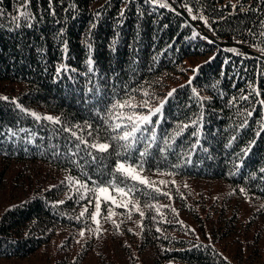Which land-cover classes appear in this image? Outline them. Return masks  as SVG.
<instances>
[{"label":"trees","instance_id":"trees-1","mask_svg":"<svg viewBox=\"0 0 264 264\" xmlns=\"http://www.w3.org/2000/svg\"><path fill=\"white\" fill-rule=\"evenodd\" d=\"M262 33L264 0H0V157L43 172L0 212V260L52 244L53 264H86L89 239L69 249L102 181L134 189L101 199L124 233L104 264H264ZM133 114L151 123L125 159L110 137Z\"/></svg>","mask_w":264,"mask_h":264},{"label":"rangeland","instance_id":"rangeland-1","mask_svg":"<svg viewBox=\"0 0 264 264\" xmlns=\"http://www.w3.org/2000/svg\"><path fill=\"white\" fill-rule=\"evenodd\" d=\"M41 167L42 165L40 163L31 160L0 157V212L6 204L15 203L26 198L29 192L32 191L35 183L43 177ZM54 174V171L49 172L50 177ZM112 196L115 197L114 195ZM101 197L106 198V194H101ZM117 202L118 200L116 198ZM108 209V206L105 208L101 207V213L97 217L98 223L91 218L92 214L95 213V206L90 209V220L93 225H90L89 231H80L77 234V242H74L73 247L69 249L70 255L79 246H83V243L89 239L90 243L86 244L85 252L86 264H94L95 262L104 264L105 253L111 254L112 246L117 248L119 244H122L124 233L120 234L119 227L113 222L119 215L117 216L112 211L113 214L109 218ZM118 223L119 225H124L126 218H123V221ZM81 232L84 233L83 236L80 235ZM126 235H130V233L128 232ZM49 245L27 258L1 259L0 264H53V257H51L53 245Z\"/></svg>","mask_w":264,"mask_h":264},{"label":"snow or ice","instance_id":"snow-or-ice-1","mask_svg":"<svg viewBox=\"0 0 264 264\" xmlns=\"http://www.w3.org/2000/svg\"><path fill=\"white\" fill-rule=\"evenodd\" d=\"M153 2H156V0H153ZM160 6L161 7H168V5L166 3L161 4ZM233 7H235V5H233ZM189 11H191V9H189ZM193 19H196V17L193 16ZM262 35H264V33H262ZM262 51H264V50H262ZM173 91H175V90H173ZM171 95H172V93L170 92L169 96H171ZM2 99H8V98L3 97ZM146 103L147 102H145V104ZM262 103H264V102H262ZM112 107L113 108L119 107V108L123 109L125 107L136 108V107H138V105L132 103L131 99H129V100H124V101H118ZM160 107H162V105ZM160 107L156 108L155 111L159 112ZM33 115H35V114L33 113ZM249 115H251V113H249ZM119 118L121 120H127L128 123L127 124H123V123L115 124L112 128V131L119 132V134L110 137V139L114 140V141H118V142L119 141L124 142L123 144L120 145V147L124 150L125 159H127L128 154L131 151L135 150L136 146L138 144L142 143L143 139L146 138L145 132L148 131L146 126L149 123H151V119H150V115H137V114L128 115V116H120ZM46 119L53 120L54 118L49 116V117H46ZM90 147L95 149L99 153H108L109 149L112 148V144L108 143V142L95 143V144H91ZM117 155H120V153L117 152ZM139 155L141 157H143L146 155V153L141 151V152H139ZM93 159L95 160L96 157L93 156ZM114 172L118 173L122 176V179L120 181L121 184H123L125 180L137 181L140 184L148 183L146 180H144L142 177H140L138 175L137 167H134L132 164H126L124 162L117 161ZM76 183L79 184V181H77ZM92 183L95 185V187L91 188V191L93 193L106 194L105 203H107L108 201H111L113 204L116 203V198L111 195L110 189H111V191L117 192L120 195V197H122V198H129V199L125 200L124 202H122L121 204H116L117 207L127 208L129 203L132 202L130 199V196L134 191L133 188H127L126 189L125 187H121V186L115 185V184H104L102 181L101 182L93 181ZM150 186L151 185L149 184V187ZM81 187H86V185H81ZM241 191H243V189H241ZM165 195H167V193H165ZM101 199H102V197L99 195L96 197L95 213H93L91 216V218L94 221H97V217L101 213V202H100ZM89 202L91 203V201H89ZM135 206L137 208V211H139L138 204ZM85 211H87V209H85ZM108 213H109V218H110L111 215L113 214L111 208L108 209ZM83 215H84V212H81V216H83ZM140 215L142 216L143 212H140ZM97 223H98V221H97ZM117 227H119V226L117 225ZM97 230H99V229H97ZM80 235L83 236L84 233L81 232Z\"/></svg>","mask_w":264,"mask_h":264},{"label":"water","instance_id":"water-1","mask_svg":"<svg viewBox=\"0 0 264 264\" xmlns=\"http://www.w3.org/2000/svg\"><path fill=\"white\" fill-rule=\"evenodd\" d=\"M183 13H185L184 12V9H182V8H179ZM186 14V13H185ZM194 23H196V22H194ZM202 29L203 30H205L203 27H202ZM209 36H210V34L208 33V32H206ZM244 47V49H248L247 47H245V46H243ZM251 52H253V53H255V54H259L256 50H250Z\"/></svg>","mask_w":264,"mask_h":264}]
</instances>
